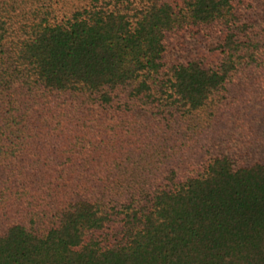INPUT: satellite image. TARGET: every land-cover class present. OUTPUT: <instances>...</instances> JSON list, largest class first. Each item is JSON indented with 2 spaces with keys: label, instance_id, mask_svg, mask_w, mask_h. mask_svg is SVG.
<instances>
[{
  "label": "trees",
  "instance_id": "trees-1",
  "mask_svg": "<svg viewBox=\"0 0 264 264\" xmlns=\"http://www.w3.org/2000/svg\"><path fill=\"white\" fill-rule=\"evenodd\" d=\"M0 264H264V0H0Z\"/></svg>",
  "mask_w": 264,
  "mask_h": 264
},
{
  "label": "rangeland",
  "instance_id": "rangeland-1",
  "mask_svg": "<svg viewBox=\"0 0 264 264\" xmlns=\"http://www.w3.org/2000/svg\"><path fill=\"white\" fill-rule=\"evenodd\" d=\"M191 31L193 32L182 31L177 35L171 52V59L179 60L183 56L197 57L202 60L206 67L215 66L221 57L216 52H209L207 48L212 37L202 31Z\"/></svg>",
  "mask_w": 264,
  "mask_h": 264
}]
</instances>
